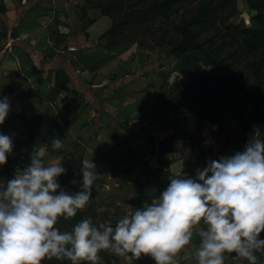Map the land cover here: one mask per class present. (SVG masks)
I'll list each match as a JSON object with an SVG mask.
<instances>
[{"label": "rangeland", "instance_id": "obj_1", "mask_svg": "<svg viewBox=\"0 0 264 264\" xmlns=\"http://www.w3.org/2000/svg\"><path fill=\"white\" fill-rule=\"evenodd\" d=\"M130 2L134 0H85L84 5H78L76 16L83 22L73 29L67 28V36L71 32L88 38L95 36L90 49H66V61L70 59L73 68L81 72H98L103 78L97 89L90 82L88 88L79 86L77 90L64 70L47 78L52 87L44 96L43 112L31 115L28 136L20 143L21 150L11 153L13 164L0 166V189L14 177L17 169L23 170L30 164L31 153L36 148L45 152V163H62L66 173L59 178V183L74 194L80 190L81 162L88 155L94 162L99 161L95 165L100 176L91 197L97 213L94 225L115 227L120 219L158 198L170 182V176L195 177L197 169L206 167L210 159L242 152L251 139L263 140L264 134L251 117L253 105L230 83L231 72L254 83L250 70L232 68L227 74L214 73L217 79L204 85L201 93L199 80L187 83L180 73L182 59L173 55V49L182 38L181 28L197 14L198 4L179 6L170 19L131 26L120 34L109 33ZM116 4H120L118 10ZM255 15L246 3L235 0L231 9L221 13L217 29H224L229 23L250 25ZM73 68L69 67V72ZM11 77L13 82L28 89L42 82L41 75L31 71L25 76L15 73ZM79 91L90 96L92 105L97 104L95 111L90 108L91 114L99 117L104 109L109 115L104 116L113 127L107 126L118 135L109 132L103 143L92 142L94 132L86 135V123L67 124L68 117L75 120L76 112L87 107ZM109 101L114 103H106ZM76 105L79 108L75 112ZM213 106L218 111L206 121L200 124L183 121ZM44 117L46 123L41 121ZM37 118L39 130H31ZM127 118L128 131L122 124ZM55 138L62 141L63 148L52 149L51 140ZM199 242V236L194 235L192 243L177 254V264H198L195 251ZM233 255L226 253L224 264H249L247 260L233 259ZM99 256V264H156L148 256L137 260L131 254L117 256L109 251H101Z\"/></svg>", "mask_w": 264, "mask_h": 264}, {"label": "clouds", "instance_id": "obj_2", "mask_svg": "<svg viewBox=\"0 0 264 264\" xmlns=\"http://www.w3.org/2000/svg\"><path fill=\"white\" fill-rule=\"evenodd\" d=\"M10 110L9 98L0 97V125ZM51 147L59 150L63 143L55 138ZM12 151V137L0 132V166ZM44 156L34 148L30 164L0 189V264H42L53 258L99 264L101 251L177 264V254L194 235L200 238L198 264H224L226 253L258 264L257 253L264 254V140L251 139L242 152L210 159L195 177L170 176L158 198L115 227L85 218L71 231L57 224L85 209L100 174L92 160H82L80 190L70 194L59 183L66 173L62 163H45Z\"/></svg>", "mask_w": 264, "mask_h": 264}, {"label": "crops", "instance_id": "obj_3", "mask_svg": "<svg viewBox=\"0 0 264 264\" xmlns=\"http://www.w3.org/2000/svg\"><path fill=\"white\" fill-rule=\"evenodd\" d=\"M84 3L85 0H0V92L4 89L3 87L12 90L4 96L9 98L11 110L4 124L0 125V132L12 137L13 150L18 152L21 150L20 143L28 136L27 123L31 121V115H39L43 112L41 105L46 101L44 96L52 87L47 80L49 76H54L56 71L59 73L60 70H64L72 79L75 89L79 86L86 89L90 82L94 84L93 89H97V85H100V79L103 78L101 74L81 72L73 68L74 65L70 59L69 63L66 61V49H73V47L79 51L90 49V42L95 36L88 38L78 32H71L67 36L69 32L67 28L73 29L83 22L77 18L75 10L78 5H84ZM72 52L69 54L71 55ZM69 67L73 68L72 72H69ZM28 71L41 75L42 82L38 86L28 89L13 82L11 77L13 74L25 76ZM114 85L111 82V87ZM80 93L83 95L81 100L87 107L76 112L75 120L71 116L68 117L69 122L86 123L85 130L88 132L86 135L94 132L91 137L92 142L103 143L107 140L105 135L109 132H115L118 135L116 130L107 126L112 123L104 116L108 115L104 109L103 112L100 111L99 117H96L95 113L91 114L90 110H94L97 104L92 105L90 96ZM25 106L28 107L27 111ZM100 106H102L101 102ZM45 119L44 117L41 121L46 123ZM35 121L40 124V119L37 118ZM128 121L127 118L123 123L121 122L126 131H128L126 127ZM127 141L129 144V140ZM134 145L133 143L132 148L135 147ZM9 158L13 160L12 154ZM86 159L93 161L88 155ZM96 162L99 161H93L94 164ZM157 186L159 187V184Z\"/></svg>", "mask_w": 264, "mask_h": 264}, {"label": "trees", "instance_id": "obj_4", "mask_svg": "<svg viewBox=\"0 0 264 264\" xmlns=\"http://www.w3.org/2000/svg\"><path fill=\"white\" fill-rule=\"evenodd\" d=\"M241 1L256 13L252 18L253 23L250 25L229 23L224 29L218 30L221 13L231 9L235 0H134L133 3H129L126 12L121 14V20L109 33L120 34L131 26H144L155 20L170 19L179 6L197 3V14L181 28L182 38L173 49V55L182 59L180 73L187 83L199 80L201 93L212 79H217L214 73L227 74L232 68L250 70L254 76V83H248L244 76H239L235 72H231L230 83L232 88H236V92L253 105L251 117L264 134V0ZM119 5L116 4V9L120 7ZM213 30V34H210ZM10 92L11 89L4 88L0 92V97ZM78 108L76 105L74 111L76 112ZM217 111V106H213L198 112L197 115L183 118V121L186 124H200L215 116ZM33 121L36 125L30 127L31 130H39L40 124ZM67 124H70L68 118ZM35 142L34 139L33 144H36ZM12 164L13 161L8 156L6 165ZM92 204L90 199L89 204L83 211H78L76 217L67 221L61 218L57 227L61 231H71L76 223L85 218H91L95 224L97 213ZM260 238L264 239V233H261ZM42 264H71V261L53 258L45 259ZM258 264H264V254L259 253Z\"/></svg>", "mask_w": 264, "mask_h": 264}]
</instances>
